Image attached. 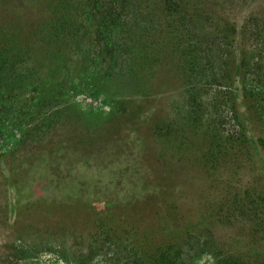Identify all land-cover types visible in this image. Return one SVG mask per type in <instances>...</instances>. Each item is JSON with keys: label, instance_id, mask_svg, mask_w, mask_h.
Instances as JSON below:
<instances>
[{"label": "rangeland", "instance_id": "374dc122", "mask_svg": "<svg viewBox=\"0 0 264 264\" xmlns=\"http://www.w3.org/2000/svg\"><path fill=\"white\" fill-rule=\"evenodd\" d=\"M244 133L264 0H0V264L264 263Z\"/></svg>", "mask_w": 264, "mask_h": 264}, {"label": "trees", "instance_id": "16d2710c", "mask_svg": "<svg viewBox=\"0 0 264 264\" xmlns=\"http://www.w3.org/2000/svg\"><path fill=\"white\" fill-rule=\"evenodd\" d=\"M92 1L94 3V7H98L99 0H92ZM103 16H104L103 18H105L106 20H109L112 22L114 21L113 20V17H114L113 14L110 15V13H105ZM116 18H117V16L115 17V19ZM100 27L103 29L102 26H100ZM244 143L247 147L250 148V150H252L254 152L255 159L258 160L260 167H263L261 169L264 171V140L259 136L253 138L251 135L244 133ZM261 202H263V201H261ZM254 215H257V214H254ZM259 220L264 225V214L262 215V217L260 219L258 217L257 221H259ZM164 227H166V226H164ZM164 233L169 234V235L173 234L172 232H170L167 229H164ZM168 237H170V236H168ZM174 246H176L174 243L165 242V244H163V245L155 246L153 249L147 248L145 251L142 250V247H143L142 246L141 248H138V253L136 252L135 257L132 256L130 262H131V264H175V258L177 256V253H174L172 251ZM141 251H143V252H141ZM255 254L258 255L257 258L262 259L261 257H263L262 256L263 254H261V252H258L255 250ZM238 263L239 264H246V262H244V261L243 262L240 261ZM261 264H264V263L261 262Z\"/></svg>", "mask_w": 264, "mask_h": 264}]
</instances>
